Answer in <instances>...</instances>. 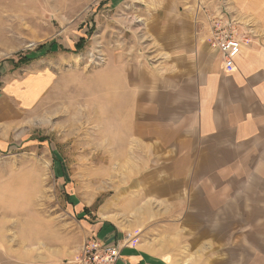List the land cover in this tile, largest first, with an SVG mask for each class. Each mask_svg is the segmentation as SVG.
<instances>
[{"label": "rangeland", "instance_id": "obj_1", "mask_svg": "<svg viewBox=\"0 0 264 264\" xmlns=\"http://www.w3.org/2000/svg\"><path fill=\"white\" fill-rule=\"evenodd\" d=\"M220 12L264 51V0H0V218L37 264H71L84 221L122 223L140 185L139 162L111 156L108 77L171 62L174 27L210 44ZM10 90L43 93L24 108Z\"/></svg>", "mask_w": 264, "mask_h": 264}, {"label": "crops", "instance_id": "obj_2", "mask_svg": "<svg viewBox=\"0 0 264 264\" xmlns=\"http://www.w3.org/2000/svg\"><path fill=\"white\" fill-rule=\"evenodd\" d=\"M188 29L166 30L179 42L171 62L108 77L111 156L137 160L140 185L125 193L122 223L84 230L118 246L115 264H264V51L236 46L228 68ZM11 90L24 108L43 93ZM8 228L0 218V264H37Z\"/></svg>", "mask_w": 264, "mask_h": 264}, {"label": "built area", "instance_id": "obj_3", "mask_svg": "<svg viewBox=\"0 0 264 264\" xmlns=\"http://www.w3.org/2000/svg\"><path fill=\"white\" fill-rule=\"evenodd\" d=\"M239 23L227 13L220 12L210 26L211 47L221 54L225 66H234L235 47L249 42V34L240 31ZM128 243L127 245H129ZM120 258L118 246L90 236L84 242L77 257L71 264H115Z\"/></svg>", "mask_w": 264, "mask_h": 264}, {"label": "trees", "instance_id": "obj_4", "mask_svg": "<svg viewBox=\"0 0 264 264\" xmlns=\"http://www.w3.org/2000/svg\"><path fill=\"white\" fill-rule=\"evenodd\" d=\"M82 43V42H81ZM79 46V45H78ZM25 62H23V63H26V62H28L29 60L27 59V58H25V60H24Z\"/></svg>", "mask_w": 264, "mask_h": 264}]
</instances>
